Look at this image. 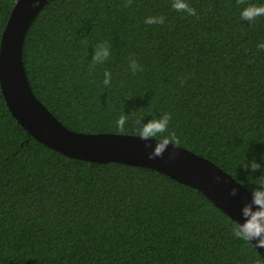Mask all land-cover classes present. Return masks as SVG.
Here are the masks:
<instances>
[{
  "label": "trees",
  "instance_id": "16d2710c",
  "mask_svg": "<svg viewBox=\"0 0 264 264\" xmlns=\"http://www.w3.org/2000/svg\"><path fill=\"white\" fill-rule=\"evenodd\" d=\"M17 1L0 0V46ZM186 2L196 16L175 11L173 0H52L24 41L30 86L79 133L135 135L136 119L171 113L179 146L249 190L264 177V16L249 23L241 12L264 0ZM152 16L165 22L146 24ZM104 42L110 58L92 67ZM253 162L258 171L245 168ZM232 223L165 174L39 143L0 87V264H264Z\"/></svg>",
  "mask_w": 264,
  "mask_h": 264
},
{
  "label": "water",
  "instance_id": "95a60500",
  "mask_svg": "<svg viewBox=\"0 0 264 264\" xmlns=\"http://www.w3.org/2000/svg\"><path fill=\"white\" fill-rule=\"evenodd\" d=\"M52 0H18L0 46V87L6 104L30 137L69 158L93 163H122L144 167L201 192L232 220L243 222L241 209L251 200L250 191L212 161L184 147L169 146L163 158L150 160L147 143L135 135L79 133L64 126L34 94L24 66L23 48L27 32L41 10ZM177 152L176 159L170 154ZM220 177V181H216ZM236 188L237 195H230ZM255 243V242H253ZM264 259V248H255Z\"/></svg>",
  "mask_w": 264,
  "mask_h": 264
},
{
  "label": "clouds",
  "instance_id": "9594fccd",
  "mask_svg": "<svg viewBox=\"0 0 264 264\" xmlns=\"http://www.w3.org/2000/svg\"><path fill=\"white\" fill-rule=\"evenodd\" d=\"M238 4H243L244 0H237ZM40 0H33L32 6L39 7ZM126 6H131V0ZM172 7L175 11L182 12L188 16H196L197 12L192 8L186 0H173ZM264 16V5H248L241 12V19L254 22L258 17ZM165 17L152 16L145 20L146 24L155 25L163 24ZM264 49V44L258 46ZM111 55V47L107 42L97 44L93 49L91 66L104 64ZM136 64L133 62V70H135ZM141 71L143 69L141 68ZM105 79L104 85H108L111 80V73H104ZM143 117L136 119L133 123L135 129V136L143 141H155V147L151 143L145 145L146 148L153 149L148 158L155 160L157 158H163L164 154L168 151L169 146L179 149L181 144L180 137L174 130L171 129L172 114L163 113L159 116H154L146 123ZM127 115H122L117 121V128L119 131H125V125L128 123ZM178 153L172 152L170 159H176ZM251 167L252 171H258L260 165L253 162L250 166L245 165V168ZM220 177H216V181H220ZM255 187L249 189L251 200L246 202L241 209V216L243 222L233 220L232 232L235 238L244 241L245 243L253 245L255 248H264V177L255 180ZM237 189L233 188L230 195H237ZM255 242V243H253Z\"/></svg>",
  "mask_w": 264,
  "mask_h": 264
}]
</instances>
